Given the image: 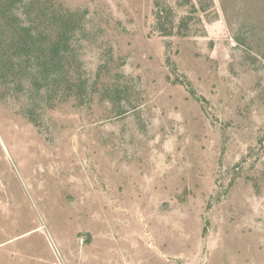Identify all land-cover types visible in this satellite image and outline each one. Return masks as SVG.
I'll return each instance as SVG.
<instances>
[{"label":"rangeland","instance_id":"obj_1","mask_svg":"<svg viewBox=\"0 0 264 264\" xmlns=\"http://www.w3.org/2000/svg\"><path fill=\"white\" fill-rule=\"evenodd\" d=\"M0 264H264V0H0Z\"/></svg>","mask_w":264,"mask_h":264}]
</instances>
